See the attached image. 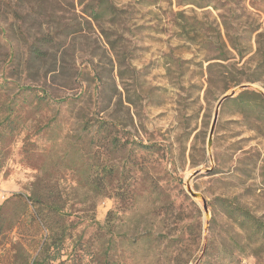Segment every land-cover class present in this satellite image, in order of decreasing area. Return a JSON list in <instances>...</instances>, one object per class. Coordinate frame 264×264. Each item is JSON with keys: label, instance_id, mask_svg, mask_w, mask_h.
I'll return each instance as SVG.
<instances>
[{"label": "rangeland", "instance_id": "1", "mask_svg": "<svg viewBox=\"0 0 264 264\" xmlns=\"http://www.w3.org/2000/svg\"><path fill=\"white\" fill-rule=\"evenodd\" d=\"M112 2L121 12L106 38L76 39L55 70L22 69L19 43L12 56L0 48V205L11 227L0 264L30 263L42 244L54 254L43 264H194L203 247L198 264H264V236L225 206L264 224V121L225 101L212 163L207 151L214 106L235 86L221 75L254 62L264 0ZM86 120L106 129L85 132ZM196 169L207 216L184 188ZM128 183L135 201L110 195ZM33 192L39 227L25 207Z\"/></svg>", "mask_w": 264, "mask_h": 264}, {"label": "trees", "instance_id": "2", "mask_svg": "<svg viewBox=\"0 0 264 264\" xmlns=\"http://www.w3.org/2000/svg\"><path fill=\"white\" fill-rule=\"evenodd\" d=\"M120 12L121 9H118L112 0H0V48H6V55L12 56L15 44L19 43L24 48V57L18 60L17 65L24 70H39L46 67L52 71L64 63L63 57L66 54L76 52V39L81 38L88 41L96 32L106 38L104 24H111ZM228 42L232 50L242 58L243 54L235 41L229 39ZM255 43L254 62L235 68L234 72L229 71L226 75L222 73V79L230 78L229 80L235 85L243 81L259 82L264 86V32L256 33ZM88 48L89 46L86 50ZM218 56L217 58L221 60L228 59L225 53ZM226 103L231 104L233 111L243 119L253 118L255 121H264V100L255 91L244 90L237 96L226 100L224 104ZM93 122L84 121L81 127L83 131L89 132L94 124L97 130L106 129L104 120ZM138 146L151 148L154 145L138 143ZM104 171L107 174H114L115 168L105 166ZM109 180L116 181V179ZM87 183L92 184L93 182L90 180ZM110 195L125 201H135L138 194L135 188L128 183L123 188L113 185L110 188ZM28 199L35 205L34 210L29 211L28 205H24L31 221L39 227L38 222L42 217L40 207L43 205V200L37 192H33ZM225 206L240 224H243L244 220L252 223L256 232L264 236V224L260 220L230 202H226ZM50 208L53 211H60L57 204H51ZM6 220L3 206L0 205V241L5 232L11 228L6 225ZM59 238L58 241H61L62 238ZM172 241L173 239H169V242ZM53 258L54 254L50 255L48 246L42 244L35 259L27 264H43L47 259Z\"/></svg>", "mask_w": 264, "mask_h": 264}, {"label": "water", "instance_id": "3", "mask_svg": "<svg viewBox=\"0 0 264 264\" xmlns=\"http://www.w3.org/2000/svg\"><path fill=\"white\" fill-rule=\"evenodd\" d=\"M244 90H252L255 91L257 93H259L263 99H264V88L261 87L260 85H258L255 82H241L235 86H233L231 89H229L228 91L224 92L217 100L215 106H214V110H213V115H212V121H211V125L209 127V131H208V137H207V151H208V156H209V160L212 163V153H211V139H212V135L214 132V128H215V124L219 115V111L221 108V105L228 99H231L235 96H237L240 92L244 91ZM201 172L200 169H196L194 171H192L185 179V183H184V188L187 192V194L191 197V199L193 200H197L198 198L201 199V202L198 203L202 209V212L205 214V216H207L209 214V210H208V205H207V201L206 199L200 194L198 193L192 186L191 184V180L193 177H195L196 175H198ZM204 250L205 247H203L201 253H200V257L196 260V262L194 264H198L200 258L203 256L204 254Z\"/></svg>", "mask_w": 264, "mask_h": 264}, {"label": "built area", "instance_id": "4", "mask_svg": "<svg viewBox=\"0 0 264 264\" xmlns=\"http://www.w3.org/2000/svg\"><path fill=\"white\" fill-rule=\"evenodd\" d=\"M240 264H245L244 262L240 263Z\"/></svg>", "mask_w": 264, "mask_h": 264}, {"label": "bare ground", "instance_id": "5", "mask_svg": "<svg viewBox=\"0 0 264 264\" xmlns=\"http://www.w3.org/2000/svg\"><path fill=\"white\" fill-rule=\"evenodd\" d=\"M199 202L198 203H200V200H198Z\"/></svg>", "mask_w": 264, "mask_h": 264}]
</instances>
